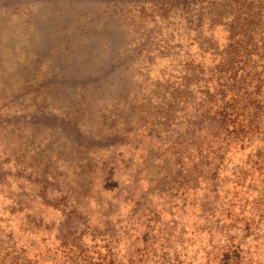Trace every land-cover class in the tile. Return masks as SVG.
I'll return each instance as SVG.
<instances>
[{"label": "rangeland", "instance_id": "rangeland-1", "mask_svg": "<svg viewBox=\"0 0 264 264\" xmlns=\"http://www.w3.org/2000/svg\"><path fill=\"white\" fill-rule=\"evenodd\" d=\"M0 264H264V0H0Z\"/></svg>", "mask_w": 264, "mask_h": 264}]
</instances>
